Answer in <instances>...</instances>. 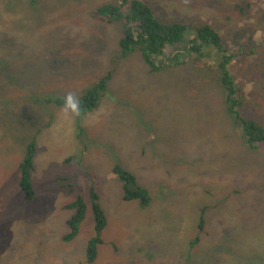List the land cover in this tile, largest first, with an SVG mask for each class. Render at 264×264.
Instances as JSON below:
<instances>
[{
    "label": "rangeland",
    "instance_id": "374dc122",
    "mask_svg": "<svg viewBox=\"0 0 264 264\" xmlns=\"http://www.w3.org/2000/svg\"><path fill=\"white\" fill-rule=\"evenodd\" d=\"M33 1L35 11L24 12V0H0V37L5 35L0 39V98L7 101L10 91L22 94L21 101L9 109L11 115L0 122V264H85V242L93 236L89 184L106 216L102 244L90 264H264V158L250 174L234 175L233 171L249 167L248 151L235 141L239 130L231 126L226 114L219 113L220 91L173 67L150 75L138 53L118 59L120 25L105 18L92 20L91 15L107 0ZM141 1L153 6L156 17L164 21L174 16L173 8L187 2L202 21L220 23L217 28L224 45L239 55L238 47H249L248 43L256 44L252 45L256 50L263 48L258 45L264 43V0ZM243 1L249 4L244 14L260 15H233V28L220 30L223 22L230 24L224 19L225 8ZM116 2L108 0L107 4L116 6ZM235 25L245 30L238 34V46L233 45ZM24 28H28L27 41L20 42ZM4 30L19 39L17 45L12 46L11 35ZM54 54L61 60L49 59ZM256 57L234 62V67L240 87L250 91L248 116L264 124V94L258 89L264 85L263 51ZM185 66L194 69L195 65L186 61ZM108 74L106 88L112 96L100 110L79 116L67 105L59 108L45 102L55 99L56 89H63L64 101L75 104ZM30 78L40 80L34 83ZM51 118V127L44 128ZM179 125L182 133L172 135ZM79 129L78 143L75 133ZM37 133L36 168L31 176L35 201L23 202L14 184L15 169L8 172L5 167L16 164ZM242 140L240 136L243 146ZM82 147L85 152L80 155ZM166 147L181 154L171 156ZM237 154L234 169L230 158ZM115 164L148 190V204L123 199L122 184L111 173ZM154 169L163 179L148 176ZM61 178L65 181H58ZM66 184L72 188L63 189ZM239 188H244L242 194L221 200ZM174 191L179 205L174 202ZM69 193L70 200L82 198L88 210L79 234L61 242L68 231L70 211L63 206L70 201ZM195 198H201V203L191 206ZM163 200L172 202V215ZM205 205L212 209L204 215L199 242L188 251L184 248L188 232L179 233L171 219L175 212L179 217L191 214L190 221L185 222L186 215L178 226L185 230L193 226L194 237V227L201 220L197 210ZM253 215V222L245 220ZM245 228L252 231L250 237L245 236Z\"/></svg>",
    "mask_w": 264,
    "mask_h": 264
},
{
    "label": "trees",
    "instance_id": "16d2710c",
    "mask_svg": "<svg viewBox=\"0 0 264 264\" xmlns=\"http://www.w3.org/2000/svg\"><path fill=\"white\" fill-rule=\"evenodd\" d=\"M107 2H105L106 5L98 7L94 13H91V15L92 20L97 18H105L108 23H118L120 25L121 33L118 41V52L116 55L118 59H123L138 53V58L141 57L143 63L147 66L148 74L150 75L156 74L164 68L173 67L179 73L187 74L189 78H193L195 81L209 82V89H211L213 85L218 91H220V110L218 109L219 113L221 112V114H226L231 126L239 130V135L235 138V141L238 143L240 149L243 148L245 151H248L247 157L249 167L242 170L240 173L235 171H233V173L234 175L242 173L250 174L255 164L264 158V124L259 120L257 121L253 119L252 116H248L251 114V105L246 102V99L251 98V95L249 94L250 91L240 87V75H237L234 62L242 63V60L244 59H247V61H251V58L256 59V55L258 56L259 52L263 51L264 53V43L258 45V48L263 46V48L260 50L254 49V47L257 45L253 43H248L249 47H238L241 53L239 55L237 50L224 45V40L218 33L220 23H209L208 21H202L198 16V12L195 11L193 5L187 2H184L181 6L178 5V8H173L175 14L174 16L172 14V18L169 21L158 19L153 11V6L146 2H142L141 0H117L116 3L119 4L116 6H111L107 4ZM237 2H235L230 8H225L226 12L224 14V19L229 21L230 24L228 25L227 23L223 22V28L220 30L226 31L230 26L233 28L232 16L236 15L237 17L238 15H241V13L244 14V11L248 9L247 6H249V4H246L245 1H243V4ZM23 5L25 6L24 12L35 11L33 0H24ZM23 5L19 8L20 11L23 10ZM200 5L205 6L204 3H200ZM165 10L167 9L165 8ZM246 14L252 16L257 15V17L260 15L259 13L251 12L245 13L244 15ZM216 16L217 15L213 16L215 21ZM95 23L96 22L93 24L94 26ZM235 27L236 30L233 32L236 33V40H234L235 42H233V45L238 46V34L241 31L245 32V30H237V25H235ZM5 32L7 31H2L4 34ZM20 32V42H26L28 28H24ZM7 33L11 35L9 32ZM4 36L5 35L1 36L0 39H3ZM18 41L15 35H11L10 43H12V46L17 45ZM252 45H254V47ZM113 49L116 50L115 46H113ZM51 58H53L54 61L61 60L57 54L49 56V59ZM186 61H192L195 65V70L189 66H185ZM247 61L243 63L244 66L247 64ZM16 63L19 64L20 62H15L13 65H16ZM195 67H198V69ZM5 72L7 73L6 69ZM46 72H48L47 69L45 70V73ZM110 77V74H108L106 78L100 79L93 88L85 92L78 102L75 103L76 111L79 116H83L84 114L93 110H100L102 108L103 101L108 96H112L107 92L106 88L107 81L110 79ZM30 80L34 83H37L40 79L30 78ZM258 89L264 94V85H258ZM56 90L57 92L54 93L55 99H46L45 102L54 103L59 108L63 107L64 105H70L63 99L66 96V94L63 93V89ZM2 94L4 95V93ZM21 99L22 94L18 91H10L6 97L7 101H2L0 98V122L11 115L9 109L12 108L14 104L20 102ZM52 123L53 119L51 118L50 123L44 128H50ZM183 129L184 128L179 125L174 129L172 135H180ZM81 133V129H79L78 133H75V136L77 137L75 140L78 143L80 141ZM37 136L38 133L27 144L26 153L16 161L15 165L9 166L7 164L8 167H5V170L8 172H12L13 169H15L17 181H14V184L15 186L18 184L23 202L35 201L36 191L31 181V176L34 174L36 168L35 151L37 150ZM240 136L241 139H243L241 143L244 147L239 143ZM166 149L171 156L177 157L181 154L180 152L177 153V150L175 149L167 147ZM102 150L103 152L106 151L105 148H102ZM84 152L85 148L82 147L80 155H83ZM8 156H6L7 159ZM67 162L68 160L65 161V163ZM236 163H238V154L237 156L230 158V167L234 168ZM164 169L166 170L167 168ZM111 173L115 175L117 181L122 184L124 200H138L142 205H146L150 202L148 190L137 184V179L132 173L124 170L118 164L112 166ZM148 176L155 180L163 179L159 173V170L155 169L152 172H149ZM10 177L11 176L8 178L10 179ZM58 181L64 182L65 180L61 178L58 179ZM250 185H256L258 187L260 182H251ZM62 188L71 189L72 185H62ZM242 192H244V188H239V190L232 189L231 193L222 195L221 200H228V198L234 195H240ZM70 193L68 194L69 200L72 195ZM97 196L98 195L95 193L93 184H89L88 205L90 204L89 208L92 212L93 218V236L87 239L85 242V264H90L96 259V249L97 246L102 244L101 233L106 227V216L102 212V209L97 202ZM173 198L174 202L177 203L175 191L173 192ZM163 201L167 202L169 205L166 212L172 215L174 212L172 202L167 200ZM196 203L200 204L201 198H195V202H193L191 206L195 205ZM210 206L211 205H205L198 208L197 212L200 213L201 220L194 227V237H192L193 226L187 227L186 230L182 225L178 226L180 221L184 222V217L186 215L187 219L185 222L190 221V219L193 217L191 214L189 215L186 212L187 214L185 216H182V214L179 217L177 212H175L171 219L172 223L176 225L175 228L179 231V233L181 232L182 234H187L186 231L188 232L184 240V248H186L188 251L193 250L200 240V235L203 233L204 215L210 213L212 209ZM197 207L192 208L195 210ZM63 209L69 210L70 212L68 213H70V216L66 221V226L68 228L67 234L63 236L61 242H68L79 234L80 226L84 220L85 212L88 210V208L86 202L82 198L76 197L75 199L68 201L67 204L63 206ZM167 213L165 214L167 215ZM255 217V215L247 216L245 220L253 222ZM238 229L240 231L242 228L238 226ZM244 231L246 237H250L252 235V231L249 228H245ZM190 258L191 254H189L188 260H190ZM184 264H189V262H185Z\"/></svg>",
    "mask_w": 264,
    "mask_h": 264
},
{
    "label": "clouds",
    "instance_id": "9594fccd",
    "mask_svg": "<svg viewBox=\"0 0 264 264\" xmlns=\"http://www.w3.org/2000/svg\"><path fill=\"white\" fill-rule=\"evenodd\" d=\"M68 100H71V95H69L67 97ZM68 107H70L73 111H76V105L75 104H71V105H67Z\"/></svg>",
    "mask_w": 264,
    "mask_h": 264
},
{
    "label": "bare ground",
    "instance_id": "6f19581e",
    "mask_svg": "<svg viewBox=\"0 0 264 264\" xmlns=\"http://www.w3.org/2000/svg\"><path fill=\"white\" fill-rule=\"evenodd\" d=\"M85 105V104H84ZM92 112V111H91ZM224 174V173H223ZM143 217V216H142ZM144 219V218H143Z\"/></svg>",
    "mask_w": 264,
    "mask_h": 264
}]
</instances>
